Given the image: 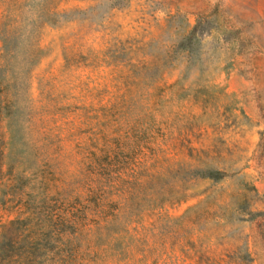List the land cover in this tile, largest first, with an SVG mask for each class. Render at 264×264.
Segmentation results:
<instances>
[{
  "label": "rangeland",
  "instance_id": "rangeland-1",
  "mask_svg": "<svg viewBox=\"0 0 264 264\" xmlns=\"http://www.w3.org/2000/svg\"><path fill=\"white\" fill-rule=\"evenodd\" d=\"M0 264H264V0H0Z\"/></svg>",
  "mask_w": 264,
  "mask_h": 264
},
{
  "label": "trees",
  "instance_id": "trees-1",
  "mask_svg": "<svg viewBox=\"0 0 264 264\" xmlns=\"http://www.w3.org/2000/svg\"><path fill=\"white\" fill-rule=\"evenodd\" d=\"M210 174H216V173H210Z\"/></svg>",
  "mask_w": 264,
  "mask_h": 264
}]
</instances>
